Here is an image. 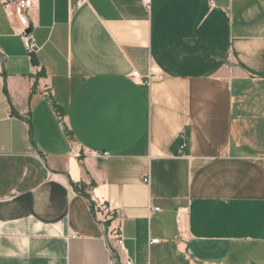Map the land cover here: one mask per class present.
<instances>
[{"label":"crops","instance_id":"obj_1","mask_svg":"<svg viewBox=\"0 0 264 264\" xmlns=\"http://www.w3.org/2000/svg\"><path fill=\"white\" fill-rule=\"evenodd\" d=\"M27 17L35 54L0 4V264H122L96 204L134 264H264V0Z\"/></svg>","mask_w":264,"mask_h":264},{"label":"built area","instance_id":"obj_2","mask_svg":"<svg viewBox=\"0 0 264 264\" xmlns=\"http://www.w3.org/2000/svg\"><path fill=\"white\" fill-rule=\"evenodd\" d=\"M151 0H142L145 8L150 7ZM85 0H76L77 6H82ZM0 4L4 9L6 16L15 20L19 26V36L23 41L24 48L28 54H35L37 52V46L35 44L34 39L28 33L30 29V21L27 17L28 11L35 5V0H0ZM210 7L213 8V2H210ZM154 75V74H153ZM131 78L139 83L142 82V78L139 76L137 72H132ZM108 154H103L102 157H107ZM93 212L98 214L102 213L101 219H99L102 223L110 222V231L113 235V239L115 241V245L119 248L120 256L122 258V264H134L130 259L127 250L123 247V237H122V227L120 224L114 225L115 221V213L111 210L105 209L104 206L100 204H96L93 207ZM114 225V226H113ZM158 240H152L150 244H156Z\"/></svg>","mask_w":264,"mask_h":264},{"label":"water","instance_id":"obj_3","mask_svg":"<svg viewBox=\"0 0 264 264\" xmlns=\"http://www.w3.org/2000/svg\"><path fill=\"white\" fill-rule=\"evenodd\" d=\"M28 33H29V30H28Z\"/></svg>","mask_w":264,"mask_h":264}]
</instances>
